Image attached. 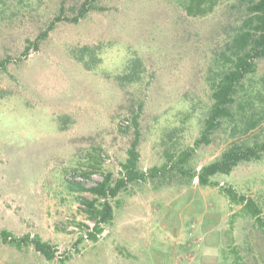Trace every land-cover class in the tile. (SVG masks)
Masks as SVG:
<instances>
[{
  "label": "rangeland",
  "instance_id": "obj_1",
  "mask_svg": "<svg viewBox=\"0 0 264 264\" xmlns=\"http://www.w3.org/2000/svg\"><path fill=\"white\" fill-rule=\"evenodd\" d=\"M188 1L0 0V230L54 250L47 260L0 239V264H264V231L222 191L264 216V160L215 174L216 185L191 177L232 141L264 139L263 118L236 136L222 121L194 142L212 103L207 69L246 0H206L203 14L188 13ZM134 57L140 78L119 82ZM260 81L264 57L243 84ZM134 138L145 177L125 179L109 198L112 220L90 239L82 201L92 195L71 180L88 187L109 173L114 183Z\"/></svg>",
  "mask_w": 264,
  "mask_h": 264
},
{
  "label": "trees",
  "instance_id": "obj_2",
  "mask_svg": "<svg viewBox=\"0 0 264 264\" xmlns=\"http://www.w3.org/2000/svg\"><path fill=\"white\" fill-rule=\"evenodd\" d=\"M205 1L189 0L186 5L187 12L191 14L205 13L212 8L211 2L203 5ZM84 5L85 2L82 3L77 16L73 17V21H77L83 15ZM244 10V17L238 21L234 34L225 43L224 49L212 58V63L207 69L206 82L210 89L212 103L204 119L200 136L194 141L195 144L209 142V133L218 128L222 121L232 123L231 136H236L238 132L248 133L264 118V83L260 81L254 84L248 83L246 86L243 84V81L254 72L255 60L264 57V0H246ZM60 19V15L54 17L47 29L36 37L34 44L37 45L40 39L45 38L47 32ZM78 59L83 60L81 55L78 56ZM142 70L141 59L134 57L127 61L124 72L117 76V80L119 82L137 81ZM136 144L137 139L134 138L127 151V158L122 163L124 175L114 183L111 182L109 173L104 174L100 181L88 187L71 180L70 184L74 189L88 191L92 195L91 199L82 201L87 217L93 221L91 231L87 234L90 239H94L96 234L100 233L102 223L112 220L113 212L109 198L116 196L125 184V179L135 181L145 177L136 165L138 160ZM187 154L184 152L181 158L182 162L185 161ZM259 159L264 160V139H256L251 142L232 141L217 158L201 165L197 172L192 173L191 177H196L200 185H216L211 180L215 174H228L240 162ZM222 191L229 200L241 204L256 225L264 231V216L260 215L261 209L251 198L237 194L231 187H223ZM0 239L4 242L15 241V245L30 243L47 260L54 257L51 245L40 240L37 236L24 235L15 238L7 230L2 229L0 230ZM234 264L241 263L236 261Z\"/></svg>",
  "mask_w": 264,
  "mask_h": 264
},
{
  "label": "built area",
  "instance_id": "obj_3",
  "mask_svg": "<svg viewBox=\"0 0 264 264\" xmlns=\"http://www.w3.org/2000/svg\"><path fill=\"white\" fill-rule=\"evenodd\" d=\"M123 175H124V173L122 174V176H123ZM122 176H121V177H122ZM124 178H125V177H124ZM74 179H75V181H77V182L79 181V178H74ZM92 226H93V222H92L91 226L88 227V230H89V231H91V227H92Z\"/></svg>",
  "mask_w": 264,
  "mask_h": 264
}]
</instances>
